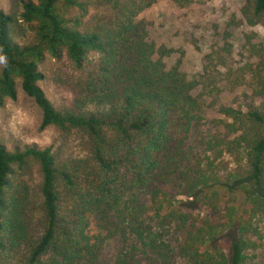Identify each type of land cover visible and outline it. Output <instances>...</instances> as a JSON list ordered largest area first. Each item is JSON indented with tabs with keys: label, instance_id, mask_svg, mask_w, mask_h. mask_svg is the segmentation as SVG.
<instances>
[{
	"label": "trees",
	"instance_id": "obj_1",
	"mask_svg": "<svg viewBox=\"0 0 264 264\" xmlns=\"http://www.w3.org/2000/svg\"><path fill=\"white\" fill-rule=\"evenodd\" d=\"M157 1L10 0L9 12L0 9V107L20 89L41 111L39 129L78 132L86 144L83 156L60 159L51 146L8 150L0 142V264H98L104 238L91 225L102 228L115 211L131 216L138 191L162 201L171 173L196 181L188 184L191 200L156 213L162 227L173 225L180 236L176 256L188 264H245L249 226L242 214L236 218L233 202L240 194L264 218V44H253L255 60L242 66L249 92L237 107L220 106L229 121L204 142L207 150L234 157L232 186L206 180L183 150L201 118L193 93L198 81L187 78L179 61L166 66L163 57L172 50H157L138 18ZM171 1L185 7L194 0ZM240 16L264 28V0H243ZM18 27L32 39L20 30L26 43L16 42ZM47 58L66 62L53 75L69 95L59 107L38 83ZM29 160L38 164L37 183L22 172ZM221 186L228 187L223 207ZM135 231L142 253L167 256L154 235ZM134 257H119L117 264H140Z\"/></svg>",
	"mask_w": 264,
	"mask_h": 264
},
{
	"label": "rangeland",
	"instance_id": "obj_2",
	"mask_svg": "<svg viewBox=\"0 0 264 264\" xmlns=\"http://www.w3.org/2000/svg\"><path fill=\"white\" fill-rule=\"evenodd\" d=\"M242 4L243 0H194L188 6L179 7L171 0H158L138 16L147 25L148 40L155 48L158 50L162 46L172 50L163 57L166 66L179 61L180 69L187 78L198 81L193 93L201 101V118L191 126L184 140L186 160L197 162L198 172L203 173L206 180L212 178L221 183L227 182L230 187V176L236 165L234 157L225 151L221 154L209 151L204 142L223 133L224 123L229 121L218 111L220 106L237 107L241 94L249 92L242 66L255 60L251 54L252 45L264 44V28L260 25L248 26L241 19ZM0 9L9 12L10 0H0ZM20 30L25 32L27 42L32 39V32L18 27L14 33L16 42L26 43ZM2 62L0 57V69ZM65 64V61L55 62L47 58L40 65L44 78L38 83L56 107L66 103L69 97L59 82L53 80L56 72L65 70ZM40 119L39 107L18 89L17 98L7 99L0 107V142L8 150L23 149L26 145L51 146L60 159L84 155L86 144L80 133H64L53 125L39 129ZM168 161L173 162V157H169ZM184 168L185 165L180 167L183 171ZM22 172L31 183L38 182L39 168L35 161L29 160ZM165 180L168 196H160L162 201L151 202L150 190L138 191V202L129 203V208L133 205V218L125 212L123 215L115 211L114 217L107 219L102 228L91 225V233H100L104 238L98 250V264H117L119 257L128 258L132 254L136 255L135 259H140V264H188L175 254L180 237L178 232L173 225L162 227L156 213L174 207L178 200H191L192 197L186 195L188 184H195L196 181L187 174L181 179L178 173L169 174ZM158 185L161 186V183ZM220 188V205L223 207L228 201L225 193L228 187ZM234 203L239 209L236 218L242 214L244 223L249 226V231L244 232L245 238L249 239L245 264H264V218L259 213L253 214L251 201L240 194ZM159 206L160 210H157ZM136 228L145 231L146 235H154L167 256L161 257L148 251L142 253ZM226 240L223 236L220 238L224 248Z\"/></svg>",
	"mask_w": 264,
	"mask_h": 264
}]
</instances>
